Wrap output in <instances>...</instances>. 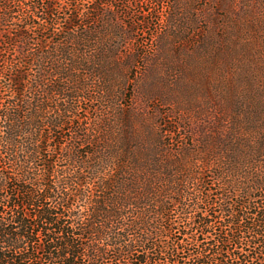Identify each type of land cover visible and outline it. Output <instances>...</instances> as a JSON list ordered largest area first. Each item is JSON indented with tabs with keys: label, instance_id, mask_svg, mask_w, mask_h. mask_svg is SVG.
Instances as JSON below:
<instances>
[{
	"label": "trees",
	"instance_id": "16d2710c",
	"mask_svg": "<svg viewBox=\"0 0 264 264\" xmlns=\"http://www.w3.org/2000/svg\"><path fill=\"white\" fill-rule=\"evenodd\" d=\"M209 2L228 65L172 119L133 7L198 42L178 0H0V264H264V0Z\"/></svg>",
	"mask_w": 264,
	"mask_h": 264
},
{
	"label": "rangeland",
	"instance_id": "374dc122",
	"mask_svg": "<svg viewBox=\"0 0 264 264\" xmlns=\"http://www.w3.org/2000/svg\"><path fill=\"white\" fill-rule=\"evenodd\" d=\"M172 3L174 0H165ZM179 13L182 17L195 19L200 39L192 38L191 34L183 35L188 44L178 40H169L165 35L174 33L159 22L164 9L156 6L134 5L133 11L139 14L143 9H151L147 17L149 27L144 32L138 26V35L133 48L148 59V68L142 77L136 69L138 80L134 85L136 104L145 103L162 115L168 114L174 119L178 114L194 117L197 108L209 101L208 93L218 78L225 73L224 58L229 54L221 30H215L208 23L212 13H219L218 7L211 5L209 0H178ZM133 14V13H132ZM141 18L138 15L135 16ZM258 31V27L256 28ZM188 31V29H183ZM175 32V31H174ZM197 33V32H196ZM153 35H157L153 38ZM215 37V38H214ZM258 35H256V40ZM261 34H259V39ZM215 41V43H214ZM240 50H237L239 55ZM226 62V60H224ZM210 95V94H209ZM179 118V117H176Z\"/></svg>",
	"mask_w": 264,
	"mask_h": 264
}]
</instances>
